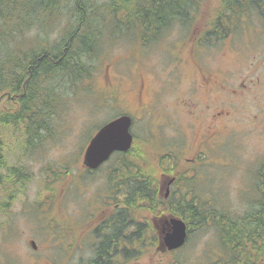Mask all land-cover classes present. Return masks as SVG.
I'll return each mask as SVG.
<instances>
[{
  "label": "rangeland",
  "instance_id": "rangeland-1",
  "mask_svg": "<svg viewBox=\"0 0 264 264\" xmlns=\"http://www.w3.org/2000/svg\"><path fill=\"white\" fill-rule=\"evenodd\" d=\"M107 2L96 0L95 5ZM134 2L138 4L139 0ZM262 5L259 1L257 10L251 9L249 14L243 11V15L239 11L238 17L231 15L227 18L229 10L226 9L222 23L216 26L211 23L216 12L221 7L223 11L227 5L222 0H202L197 10L191 11V20L158 31L157 38L151 37L156 40L147 41L145 46L132 40L139 32L134 33L131 28L127 30L125 24L116 26L113 21L120 20L116 21L104 10L107 22L98 28L101 57L95 61L94 75L62 94L60 105L54 106L49 119L51 130L42 134L40 141L24 146L22 138L13 135L2 143V157L21 167H17L18 176L14 179H8L6 170H0V203L5 204L0 205V264H88L93 255V235L89 233L111 210V207L105 210L107 204L103 200L117 188L110 182L114 168L119 166L112 155L97 170L88 173L82 164L83 152L98 126L123 112L133 118L130 148H137L134 153L138 150L145 152L151 165L161 164L163 169L169 166V159L174 167L178 166V181L170 189L174 196H181L188 188L193 190L191 194L197 193L210 209L231 214L243 211L255 197L257 173L264 165ZM65 28V22H62L50 38L59 37ZM193 30L192 36L197 38L201 33L204 44L202 47L198 44L202 49L198 53L200 63L205 68L217 69L224 76L223 86L227 85L229 90L219 89L211 102L207 99L210 109L202 121L191 119L179 109L176 112L171 110L172 116L167 120L164 119L163 106L166 87L174 92V100L182 102L191 96L188 85L193 57L180 46L187 42L186 36ZM109 79L113 82L121 79L120 88L127 98L126 104L105 94V83ZM141 81L144 84L142 102L149 112L136 107ZM241 83L247 88L241 87ZM236 87L240 89L238 94L231 91ZM216 109L227 113L225 123L232 127V131L226 134V138H220L222 143L210 152L209 168L203 164L205 169L191 170L183 158L191 156L194 150V132L188 121L199 129L210 118L211 110ZM156 179L159 184L160 171L156 172ZM66 183L65 193L62 191ZM48 185L59 187L62 192L58 206L55 201L48 206L44 199ZM6 186L10 193L3 192ZM8 194H14V197ZM54 194L52 192V196ZM164 196L165 190L160 197ZM145 218L149 220V214L146 213ZM66 228L71 232L67 234ZM86 233V238L80 239L79 235ZM217 242L214 226L205 222L188 231V239L180 249L158 248L155 253L150 247H142L141 255L126 264H154L158 259L166 261L168 258L186 264H211L216 253H220Z\"/></svg>",
  "mask_w": 264,
  "mask_h": 264
},
{
  "label": "trees",
  "instance_id": "trees-1",
  "mask_svg": "<svg viewBox=\"0 0 264 264\" xmlns=\"http://www.w3.org/2000/svg\"><path fill=\"white\" fill-rule=\"evenodd\" d=\"M222 1L227 8L218 9L212 25L222 23L226 9L227 18L238 17L239 11L249 14V10L258 9L259 1L264 2ZM95 2L0 0V144L13 135L21 137L24 146L40 141L41 135L51 130L49 119L54 106L60 105L62 94L94 75L95 61L101 57L98 28L107 22L104 10L120 20L113 21L116 26L125 24L127 30L139 32L132 40L145 46L151 37L157 38L158 31L191 20V11L197 10L202 0H139L138 4L134 0H108L98 6ZM262 9L263 5L260 14ZM62 22L66 26L64 32L52 40L51 34ZM2 148L0 170H6L5 177L14 179L21 165L10 164L2 157ZM135 149L113 155L119 168L124 169L119 175L113 174L120 180L110 182L117 187L112 198L115 213L95 229L93 255L88 264H126L141 255L142 247L157 253V229L150 221L144 223L141 216L146 213L179 217L189 230L205 222L212 224L220 253H216L211 264H264V165L257 173L258 184L251 203L240 213L231 214L206 207L198 194H191L193 190L188 188L181 196L170 192L168 197H160L156 172L162 174L166 169L161 164L151 165L148 155L140 150L134 153ZM132 225L136 227L132 229ZM154 264L186 263L168 258Z\"/></svg>",
  "mask_w": 264,
  "mask_h": 264
},
{
  "label": "flooded vegetation",
  "instance_id": "flooded-vegetation-1",
  "mask_svg": "<svg viewBox=\"0 0 264 264\" xmlns=\"http://www.w3.org/2000/svg\"><path fill=\"white\" fill-rule=\"evenodd\" d=\"M264 11V2H263V9ZM264 15V13H262ZM193 25V24H190ZM191 29H189V34H190ZM194 30L191 33V35L188 34V36H186V40L187 42H185L182 46H180V48H184L189 54H191L190 56L193 57L192 59V75L190 77V83L188 85V93L191 95L189 99H183V101H177L172 99V95L174 94V92L169 89L168 87H166V99L163 102V106H164V119L169 118V116L171 115V110H173L174 112H176L177 109L181 110L186 116H189L191 119L194 118V120H198V121H202V117L203 116H208L206 114L207 111H209L210 109V103L207 102V99L210 100L213 98V94H215V92L217 90H229V87L227 85L223 86L222 82L224 81V76L220 75V72L215 69H208L203 67L199 61L198 58V53L199 51H201L202 49H200V47H202L204 44H202L203 40L200 39L201 37V33H199V36H197V38H194L192 35L194 34ZM198 44H200L198 47ZM179 50V48H178ZM196 59H195V58ZM199 62V63H198ZM224 74V73H223ZM225 75V74H224ZM121 79H117L115 82H113L111 79L108 80V82L105 83V94L108 95L110 98H112L113 100H115L116 102H122L124 104L127 103V98L125 96V93L122 92L121 88H120V83L119 82ZM241 87L247 88V86L244 83H241ZM144 89V84L143 81H141L140 87L137 90V102H136V107L138 108V110L140 111H146L149 112V109L147 106H144L145 104L142 102V90ZM238 90H240L238 87L236 88H231L232 93L234 94H238ZM178 93V90H176ZM204 106V107H203ZM211 114H210V118H207L205 120L204 123L201 124L200 128L198 129L197 127H195V125L193 123H191V121L189 122V126L190 128L193 130L194 132V140H193V152L191 154V156H184L183 158L187 161V163L189 164V169L191 170H197L199 168H203V164H206L207 166L205 168H209V166H211V157H210V152L217 146L219 145V143H222V139L226 138V134L228 132L232 131V127L229 128V124L225 123V119H227V113H225L224 111H222V109H216V110H211ZM121 114H129L127 112H123ZM132 118V115L129 114ZM220 138H222L221 140H219ZM2 143V141H1ZM0 147L2 148L3 145L0 144ZM187 148V146H186ZM183 153V152H182ZM112 156V155H111ZM111 156L104 161L101 165H103L104 163H106ZM170 162L169 166L166 167V171H164V173L161 174V181L158 184V194L160 196H162V191L165 190V197L168 196L170 189L176 185L178 179L176 176V169L178 166H173L171 160H168V163ZM205 162V163H204ZM82 164H83V160H82ZM101 165H99L98 167L91 169L86 167L83 164V167L86 169V171L88 173L97 170ZM203 168V169H205ZM200 170V169H199ZM124 169L119 168V167H115L114 168V172L112 174H116L119 175L121 172H123ZM173 173V174H172ZM14 176H18V170L14 173ZM50 176V175H49ZM57 175L55 174L54 177H56ZM62 175H60L59 177H61ZM52 177V176H51ZM119 179V176H114L113 178H111V180H116ZM122 186V185H121ZM67 183L65 184V186L63 187V191L66 193L67 190ZM47 191V193L45 194L46 197L44 198L46 203L48 204V206H51L54 201L56 203V206H58V197L59 195L62 193L60 191L59 187H55V186H51L48 185L45 189ZM3 191V189H2ZM4 193H10V189L9 187H5ZM52 192H55L54 196H52ZM117 193H115V190H113L110 194H108L106 196V199H104L103 201L107 204L105 210H108L111 207V210H108V212L104 215V217L100 218V224H102L104 221L111 219L115 213L114 210V205L112 204V198L114 195H116ZM9 197L13 198L14 194H8ZM59 202V201H58ZM102 203V202H101ZM1 206H4V203H0ZM93 215V214H92ZM150 218L149 220H147L144 216L143 221H145V224L147 223V221H152L154 222V226L156 227V233L158 236V248H162V237H163V233H164V228H166V224L164 223V219L166 218V216L162 215V216H152L149 215ZM99 224V225H100ZM98 227V226H97ZM97 227H94L93 230L91 229V232L89 233L90 235L94 236L95 233V229ZM132 229L136 227V225H132L131 226ZM66 233H70L71 229L70 228H66ZM88 234L86 233L84 236L83 235H79L80 239H84L86 238ZM93 237H92V241H93ZM96 242V240L94 241ZM70 248L73 249L71 247V243H70ZM92 248V247H91ZM157 248V249H158ZM163 249V248H162ZM93 253V252H92Z\"/></svg>",
  "mask_w": 264,
  "mask_h": 264
},
{
  "label": "water",
  "instance_id": "water-1",
  "mask_svg": "<svg viewBox=\"0 0 264 264\" xmlns=\"http://www.w3.org/2000/svg\"><path fill=\"white\" fill-rule=\"evenodd\" d=\"M130 126L131 117L123 114L99 127L84 150L83 164L94 169L106 161L114 151H127L133 139ZM164 223L166 228L163 230L162 248L171 251L183 246L187 240L185 221L171 216L165 218ZM31 244L35 247L34 241H31Z\"/></svg>",
  "mask_w": 264,
  "mask_h": 264
}]
</instances>
